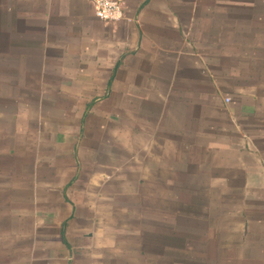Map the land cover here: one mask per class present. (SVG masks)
Segmentation results:
<instances>
[{
    "label": "crops",
    "instance_id": "1",
    "mask_svg": "<svg viewBox=\"0 0 264 264\" xmlns=\"http://www.w3.org/2000/svg\"><path fill=\"white\" fill-rule=\"evenodd\" d=\"M118 1L0 0V264H264V0Z\"/></svg>",
    "mask_w": 264,
    "mask_h": 264
},
{
    "label": "built area",
    "instance_id": "2",
    "mask_svg": "<svg viewBox=\"0 0 264 264\" xmlns=\"http://www.w3.org/2000/svg\"><path fill=\"white\" fill-rule=\"evenodd\" d=\"M95 16L106 23L118 22L123 18V6L118 0H89Z\"/></svg>",
    "mask_w": 264,
    "mask_h": 264
},
{
    "label": "rangeland",
    "instance_id": "3",
    "mask_svg": "<svg viewBox=\"0 0 264 264\" xmlns=\"http://www.w3.org/2000/svg\"><path fill=\"white\" fill-rule=\"evenodd\" d=\"M177 260H179L180 257H175Z\"/></svg>",
    "mask_w": 264,
    "mask_h": 264
}]
</instances>
